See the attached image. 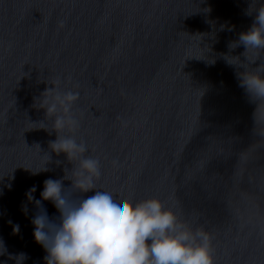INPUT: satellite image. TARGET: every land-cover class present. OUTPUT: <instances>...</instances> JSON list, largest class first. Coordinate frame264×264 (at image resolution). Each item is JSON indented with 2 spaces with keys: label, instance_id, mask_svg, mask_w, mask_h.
<instances>
[{
  "label": "water",
  "instance_id": "1",
  "mask_svg": "<svg viewBox=\"0 0 264 264\" xmlns=\"http://www.w3.org/2000/svg\"><path fill=\"white\" fill-rule=\"evenodd\" d=\"M262 3L0 0V261L23 252L21 264H45L25 192L35 185L39 199L45 179L71 183L73 162L49 147L54 116L36 107L58 77L79 92L72 135L100 160L101 180L129 199L159 198L205 232L213 264H264V122L239 84L264 68V48L239 42Z\"/></svg>",
  "mask_w": 264,
  "mask_h": 264
},
{
  "label": "clouds",
  "instance_id": "2",
  "mask_svg": "<svg viewBox=\"0 0 264 264\" xmlns=\"http://www.w3.org/2000/svg\"><path fill=\"white\" fill-rule=\"evenodd\" d=\"M239 42L246 50L264 48V3L255 9L253 22L239 34ZM262 73L264 68L261 67L254 72L240 73L239 84L258 100L255 116L264 122ZM52 83L56 87L45 88L36 107L54 116L52 127L57 136L49 142V147L54 153H64L73 162V168L63 177L70 180L68 187L62 186L61 179L47 178L39 199L32 195L35 185L25 192L26 199L37 206L31 219L32 237L46 252L45 264H213L205 232L189 230L159 198L129 199L117 185L101 180L100 160L85 155L88 146L83 140L77 142L72 135L79 127V120L72 111L79 92L61 90L58 77ZM37 126L43 127L42 124ZM257 130L264 135V130ZM41 170L46 169L42 166L31 171L35 174ZM93 189L94 194L86 198H73L74 192ZM42 200L50 201L58 211L56 220L49 219ZM21 210L26 211V208ZM18 231L19 224H13L12 232ZM5 252L0 239V255ZM15 259L16 264H21L26 254L17 253Z\"/></svg>",
  "mask_w": 264,
  "mask_h": 264
}]
</instances>
